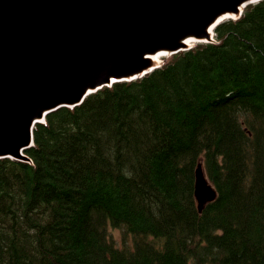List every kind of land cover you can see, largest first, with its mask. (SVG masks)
Segmentation results:
<instances>
[{
	"label": "trees",
	"instance_id": "obj_1",
	"mask_svg": "<svg viewBox=\"0 0 264 264\" xmlns=\"http://www.w3.org/2000/svg\"><path fill=\"white\" fill-rule=\"evenodd\" d=\"M213 38L49 112L31 163L0 159V264H264V0Z\"/></svg>",
	"mask_w": 264,
	"mask_h": 264
},
{
	"label": "water",
	"instance_id": "obj_2",
	"mask_svg": "<svg viewBox=\"0 0 264 264\" xmlns=\"http://www.w3.org/2000/svg\"><path fill=\"white\" fill-rule=\"evenodd\" d=\"M187 1L0 0V108L5 109L0 119L13 107L14 121L24 123L16 130L7 124L15 132L16 138H7L16 140L15 148L0 150V159L31 162L25 152L33 145V127L49 112L79 105L103 86L141 78L161 65L157 62L161 56L189 49L196 42L214 41V28L220 22L238 18L247 5L260 0ZM29 73L31 77L25 79ZM51 86L56 87L54 95ZM32 104L35 108H30ZM197 187L201 212L216 192L200 164L194 195Z\"/></svg>",
	"mask_w": 264,
	"mask_h": 264
},
{
	"label": "rangeland",
	"instance_id": "obj_3",
	"mask_svg": "<svg viewBox=\"0 0 264 264\" xmlns=\"http://www.w3.org/2000/svg\"><path fill=\"white\" fill-rule=\"evenodd\" d=\"M199 1V0H198ZM196 2V1H195ZM194 2V3H195ZM193 3V2H192ZM201 3V2H200ZM198 4V3H197ZM196 5V4H195ZM194 6V5H193ZM199 6V5H198ZM195 7V6H194ZM193 7V8H194ZM210 7V6H209ZM190 8H192V7H190ZM192 10V9H191ZM198 11V10H197ZM142 12V11H141ZM145 13V12H144ZM142 16V15H141ZM184 16H185V14H184ZM196 16V15H195ZM142 17H144V16H142ZM136 18V17H135ZM197 18V17H196ZM199 18V17H198ZM137 20V19H136ZM131 25H133V24H131ZM181 25V24H180ZM131 27V26H130ZM140 28H141V26H140ZM64 29V28H63ZM62 30V29H61ZM141 30H137V32H140ZM136 32V31H135ZM136 32V33H137ZM60 34H62V32H60ZM57 35H59V32L57 33ZM52 36V35H51ZM136 36V35H135ZM60 40V39H59ZM167 58H165V60H166ZM48 75V74H47ZM42 76H44V75H42ZM49 76V75H48ZM40 77V76H39ZM39 77L38 78H36V79H39ZM41 79V78H40ZM42 80V79H41ZM38 82V81H37ZM44 83V82H43ZM28 84V83H27ZM27 91V90H26ZM16 104V103H15ZM21 104V103H20ZM36 105H37V102H36ZM36 105H34V104H32L31 105V107L30 108H32V107H34L35 108V106ZM21 106V105H20ZM30 105H28V107H29ZM38 106V105H37ZM16 107H18V106H16ZM11 109L13 108V107H10ZM25 108H27V107H25ZM22 109H24V107L22 108V106H21V110ZM17 110H18V108H17ZM19 110H20V107H19ZM20 110V111H21ZM27 110H29L28 108H27ZM27 110H25V111H27ZM38 110V109H37ZM24 111V110H23ZM23 111H21V113L23 112ZM16 112V111H15ZM19 112V111H18ZM29 112V111H28ZM36 112V111H35ZM2 113H4V112H2ZM32 113V112H31ZM17 115V114H16ZM15 115V116H16ZM17 117V116H16ZM15 118V117H14ZM14 118H13V112L11 113V115H10V123L8 124V126L9 125H12L13 127H15V130L16 129H18L19 127H23L22 126V124H24V123H22L21 121H19V124L17 123V122H15L14 121ZM19 118V117H18ZM22 120H25V115H23L22 116V118H21ZM20 119V120H21ZM0 121H1V119H0ZM17 123V124H16ZM22 123V124H21ZM16 124V125H15ZM7 125V124H6ZM12 126H9L10 128L12 127ZM12 127V128H13ZM18 127V128H17ZM2 128H5V127H2ZM24 129V128H23ZM21 132V131H20ZM19 134V133H18ZM14 136V135H13ZM18 136V135H17ZM4 137H5V135H4ZM15 138H16V136H14ZM13 137V138H14ZM21 137V136H20ZM18 138H19V136H18ZM28 163H31V162H28ZM170 199H172V197L170 198ZM107 232H108V236H109V239H111L114 243H115V245L116 246H123L124 244H126V245H130L131 243H132V239H131V237H129V236H123V234H122V231L120 230V229H118V228H115V227H113V226H111L110 224H108L107 225Z\"/></svg>",
	"mask_w": 264,
	"mask_h": 264
},
{
	"label": "bare ground",
	"instance_id": "obj_4",
	"mask_svg": "<svg viewBox=\"0 0 264 264\" xmlns=\"http://www.w3.org/2000/svg\"><path fill=\"white\" fill-rule=\"evenodd\" d=\"M135 1H137V0H135ZM189 1V0H188ZM187 1V2H188ZM144 16H147V13H145V15ZM147 22H148V19H147ZM150 23V22H149ZM148 23V24H149ZM147 25V24H146ZM146 25H144V28H145V26ZM149 26V25H148ZM151 26V25H150ZM144 28H143V30H144ZM147 28H149V27H147ZM142 29V28H141ZM150 30V29H149ZM142 32V31H141ZM151 32V31H150ZM146 33H148V32H146ZM146 33H144V34H146ZM143 34V33H142ZM149 34V33H148ZM97 44V43H96ZM95 49V48H94ZM97 50V49H96ZM50 57H52V60L53 61H55L57 58L55 57H53L52 55H49ZM50 57H49V59H50ZM161 57H159L158 59H157V62H160L161 60ZM58 64V63H57ZM22 77H23V75H21ZM31 77V74L29 73L27 76L25 75L24 76V78L25 79H28V78H30ZM61 81H63V80H61ZM58 82V81H57ZM55 85V84H54ZM57 86V85H56ZM52 88H51V90H54V88L56 89V87L55 86H51ZM58 87V86H57ZM52 93V92H51ZM54 93H56V91L54 90L53 91V93H52V95H54ZM5 96V95H4ZM46 96H48V95H46ZM45 96V97H46ZM0 98H2V97H0ZM44 99V98H43ZM3 100V99H2ZM46 102H48L49 103V99H46ZM51 102V101H50ZM9 105V104H8ZM2 106V105H1ZM1 110L0 111H4L5 109L3 108V106L0 108ZM13 112V110L10 108V107H8L7 109H6V111H5V113H4V116H3V118H2V120L0 121V129L3 127V126H7V125H4V124H9L10 123V115H11V113ZM4 130H6V131H4ZM7 134V137H4L3 139H2V137H3V135L4 134ZM15 132H13L12 131V133H11V131H10V129H8V127H6L5 129H1L0 130V136H1V144H2V146H0V150H14V148H13V143L14 142H16V140H7V138L10 136V135H13ZM22 135L23 136H25V134L24 133H22ZM3 148V149H2ZM13 152V151H12ZM197 194L199 195V190H198V187H197V191H196V193H195V199H196V203H197V205H198V196H197ZM203 195V194H202Z\"/></svg>",
	"mask_w": 264,
	"mask_h": 264
}]
</instances>
